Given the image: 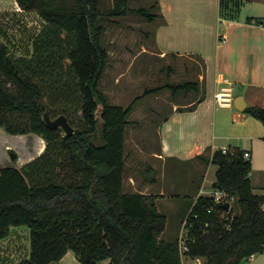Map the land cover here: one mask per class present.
Segmentation results:
<instances>
[{
  "label": "trees",
  "instance_id": "16d2710c",
  "mask_svg": "<svg viewBox=\"0 0 264 264\" xmlns=\"http://www.w3.org/2000/svg\"><path fill=\"white\" fill-rule=\"evenodd\" d=\"M17 2L38 13L45 25L32 41V53L19 57L3 42L0 29V129L38 134L47 146L21 168H0V241L13 227L31 228L30 257L17 264H59L70 250L82 264L108 259L111 264H183L179 240H160L167 218L157 197L125 192L126 130L141 97L127 107L113 105L100 88L110 59L107 23L130 13L150 22L157 16L148 8H132L130 0L110 6L105 0ZM66 86L76 88L75 99ZM46 87L50 107L43 102ZM196 88L197 83L185 82L156 91L176 96ZM46 113L53 119L65 115L72 126L79 118V128L70 135L51 129ZM246 113L264 124V108L248 107ZM99 133L101 146L95 143ZM208 162L217 167L213 190L232 200L229 209L214 196L191 202L186 256L206 264H242L264 252V195L254 191L252 162L242 150H219Z\"/></svg>",
  "mask_w": 264,
  "mask_h": 264
},
{
  "label": "crops",
  "instance_id": "0c3cea01",
  "mask_svg": "<svg viewBox=\"0 0 264 264\" xmlns=\"http://www.w3.org/2000/svg\"><path fill=\"white\" fill-rule=\"evenodd\" d=\"M12 5L16 11L24 12L17 0ZM158 9L162 23L155 30V43L162 57L170 54L175 58H199L203 64L194 80L198 88L193 92L198 99L174 104L158 128L160 148L155 153L156 160L195 164L199 176L189 174L190 181L184 185L194 203L200 196H209L214 191L212 187L205 194V188L216 181L214 177L210 185L205 182L210 171H214L210 168L216 167L208 160L219 150L240 149L250 154L254 191L264 195V124L246 113L248 107L264 108V0H159ZM248 18L255 20L248 22ZM224 77L233 82L235 97L244 98V110L235 104L222 107L217 103L215 94ZM192 105L195 107L190 110ZM37 135L36 152L22 160L23 163L27 164L46 150V141ZM31 137V133L13 135L0 129V168L6 166L16 139L29 144ZM131 180L135 185V180ZM142 186L145 192L140 193H147L149 185ZM165 199L170 203L166 197L158 199L159 209L160 204L166 203ZM14 228L0 241V264L22 261L23 257L15 260L16 255L24 253L20 235H13Z\"/></svg>",
  "mask_w": 264,
  "mask_h": 264
},
{
  "label": "rangeland",
  "instance_id": "374dc122",
  "mask_svg": "<svg viewBox=\"0 0 264 264\" xmlns=\"http://www.w3.org/2000/svg\"><path fill=\"white\" fill-rule=\"evenodd\" d=\"M13 1L0 0V29L3 31V42L7 43L19 57L32 53V41L45 25V21L34 11H16L12 5ZM105 2L107 6H110L114 0H105ZM129 5L135 9L148 8L157 16V19L150 22L145 16L130 13L127 16L113 18L114 22L107 23L104 43L109 50L110 59L100 88L113 105L127 107L136 98L141 97L134 107L129 118L130 125L126 130L125 192H145L142 185H149L145 195L156 196L157 200L166 197L170 203L165 199L166 203L160 204V212L167 218V228L160 235V240H180L181 236L187 238L188 235L185 216L192 201V194L190 191L186 192L184 185L190 181L189 174H192V177H198L199 172L192 163L180 165L156 160L155 153L160 148L158 128L165 117L171 113L174 104L183 105L181 102L197 100L199 96L195 92L191 94L181 92L174 96L171 90L159 92L156 90L165 84L194 82L197 73L201 72L203 62L199 58L198 60L175 58L170 54L162 57L155 43V30L162 23L159 19L157 0H130ZM11 88L15 90L18 87L12 83ZM46 90L47 94L43 102L50 107L47 87ZM64 90L70 98L75 99L78 95L76 88L66 86ZM145 92L148 94L145 95ZM179 109H184V107H179ZM78 120L79 118L73 119L75 129L79 128ZM31 136L29 144L16 139L15 148L9 151L8 162L3 168H21L26 164L22 160H26V157L36 152V134L31 133ZM95 143L100 146L104 144L102 133L96 137ZM210 170L215 171L216 167ZM214 171H210L211 174L206 177L207 185H210L214 177L216 178ZM131 178L135 180V185L132 184ZM211 188L212 185L210 188H205V194H209ZM210 194L209 196H212L213 191ZM175 201L174 208H172L171 204ZM13 230L14 236L20 235L19 241L22 253H24L16 255L15 260L30 257L31 228L18 226ZM27 247L28 254L26 255ZM60 262L59 264H82L72 250ZM182 262L183 264H206L204 259L188 256L182 257ZM98 264H111V261L108 259ZM247 264H264V252L252 256Z\"/></svg>",
  "mask_w": 264,
  "mask_h": 264
},
{
  "label": "built area",
  "instance_id": "2783aa9c",
  "mask_svg": "<svg viewBox=\"0 0 264 264\" xmlns=\"http://www.w3.org/2000/svg\"><path fill=\"white\" fill-rule=\"evenodd\" d=\"M221 84H222L221 88L215 94L217 103L222 107L234 106L236 97H235V88L233 82L229 77H224L222 79ZM223 151L224 153H228V149H224ZM249 156H250L249 153H244L245 158L249 159ZM212 196H214L215 201L217 203H227V202H231L232 200L226 192H222V191H213ZM187 239H188V235L187 238H183V236H181V239L179 240V249L182 257H185L187 252H189Z\"/></svg>",
  "mask_w": 264,
  "mask_h": 264
},
{
  "label": "water",
  "instance_id": "95a60500",
  "mask_svg": "<svg viewBox=\"0 0 264 264\" xmlns=\"http://www.w3.org/2000/svg\"><path fill=\"white\" fill-rule=\"evenodd\" d=\"M235 106L239 110H244L246 108V103L244 101V98L242 96H238L235 98ZM45 122L51 129H62L65 133V135H70L75 133V128L71 125L68 118L65 115H61L55 119L51 118V116L46 113L45 114ZM224 207L229 209L230 203H225ZM248 259H245L242 264H247Z\"/></svg>",
  "mask_w": 264,
  "mask_h": 264
}]
</instances>
